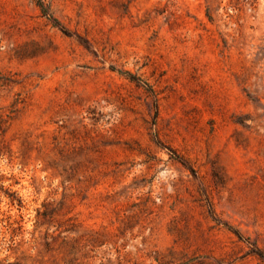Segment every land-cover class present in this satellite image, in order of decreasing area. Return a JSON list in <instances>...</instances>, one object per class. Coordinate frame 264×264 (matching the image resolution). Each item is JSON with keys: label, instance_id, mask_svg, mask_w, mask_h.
Listing matches in <instances>:
<instances>
[{"label": "rangeland", "instance_id": "1", "mask_svg": "<svg viewBox=\"0 0 264 264\" xmlns=\"http://www.w3.org/2000/svg\"><path fill=\"white\" fill-rule=\"evenodd\" d=\"M0 0V264H264V0Z\"/></svg>", "mask_w": 264, "mask_h": 264}, {"label": "trees", "instance_id": "2", "mask_svg": "<svg viewBox=\"0 0 264 264\" xmlns=\"http://www.w3.org/2000/svg\"><path fill=\"white\" fill-rule=\"evenodd\" d=\"M36 3L45 16L51 19L54 24L58 23V21L48 13V8L44 5L42 0H36Z\"/></svg>", "mask_w": 264, "mask_h": 264}]
</instances>
